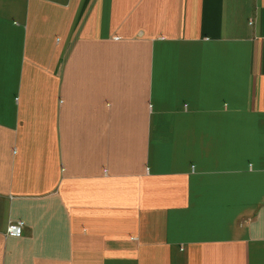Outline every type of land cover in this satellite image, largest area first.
Returning a JSON list of instances; mask_svg holds the SVG:
<instances>
[{
	"label": "crops",
	"instance_id": "obj_1",
	"mask_svg": "<svg viewBox=\"0 0 264 264\" xmlns=\"http://www.w3.org/2000/svg\"><path fill=\"white\" fill-rule=\"evenodd\" d=\"M0 264H264V0H0Z\"/></svg>",
	"mask_w": 264,
	"mask_h": 264
},
{
	"label": "built area",
	"instance_id": "obj_2",
	"mask_svg": "<svg viewBox=\"0 0 264 264\" xmlns=\"http://www.w3.org/2000/svg\"><path fill=\"white\" fill-rule=\"evenodd\" d=\"M24 228V222L19 220V221H13L10 222L7 228V233L11 235H21L23 232Z\"/></svg>",
	"mask_w": 264,
	"mask_h": 264
}]
</instances>
